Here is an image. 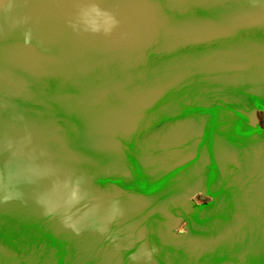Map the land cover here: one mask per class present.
<instances>
[{"label":"water","instance_id":"obj_1","mask_svg":"<svg viewBox=\"0 0 264 264\" xmlns=\"http://www.w3.org/2000/svg\"><path fill=\"white\" fill-rule=\"evenodd\" d=\"M0 264H264V0H0Z\"/></svg>","mask_w":264,"mask_h":264},{"label":"rangeland","instance_id":"obj_2","mask_svg":"<svg viewBox=\"0 0 264 264\" xmlns=\"http://www.w3.org/2000/svg\"><path fill=\"white\" fill-rule=\"evenodd\" d=\"M195 202L197 204H201V203H204L206 202L208 199L207 198H203L202 196H197L195 199ZM184 228L182 227L181 230H183Z\"/></svg>","mask_w":264,"mask_h":264}]
</instances>
